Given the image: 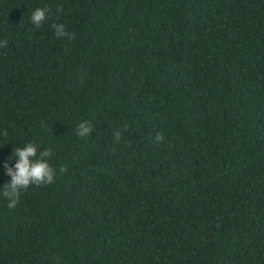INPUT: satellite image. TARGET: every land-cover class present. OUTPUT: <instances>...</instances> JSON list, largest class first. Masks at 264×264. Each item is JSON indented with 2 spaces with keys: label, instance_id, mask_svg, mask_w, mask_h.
<instances>
[{
  "label": "trees",
  "instance_id": "16d2710c",
  "mask_svg": "<svg viewBox=\"0 0 264 264\" xmlns=\"http://www.w3.org/2000/svg\"><path fill=\"white\" fill-rule=\"evenodd\" d=\"M4 40L0 192L29 142L56 176L0 264H264V0H0Z\"/></svg>",
  "mask_w": 264,
  "mask_h": 264
},
{
  "label": "clouds",
  "instance_id": "9594fccd",
  "mask_svg": "<svg viewBox=\"0 0 264 264\" xmlns=\"http://www.w3.org/2000/svg\"><path fill=\"white\" fill-rule=\"evenodd\" d=\"M50 8H36L31 16L30 23L36 28H41L49 18ZM57 12H63L62 7L57 8ZM55 30L57 38L67 37L68 39H75L74 33H69L62 23H54L52 25ZM7 47V41H0V48ZM95 131L90 122H82L78 125L77 135L81 138L91 137ZM128 131V127L123 129H115L112 136L115 142H121L123 134ZM7 136V131L3 133ZM164 140L163 134H156V141L162 142ZM40 146L34 142L27 143L24 147H16L13 152V157L16 159L15 167L6 163L4 168L6 174L11 177V181L5 184L3 191L0 192L2 196L8 201L7 207L15 209L20 202V196L26 192L29 187L35 185L37 187L55 182L56 171L48 163V159L53 155L52 149L39 150ZM65 171L64 168L60 169Z\"/></svg>",
  "mask_w": 264,
  "mask_h": 264
}]
</instances>
